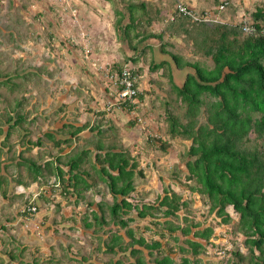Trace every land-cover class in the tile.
Here are the masks:
<instances>
[{"label": "trees", "instance_id": "trees-1", "mask_svg": "<svg viewBox=\"0 0 264 264\" xmlns=\"http://www.w3.org/2000/svg\"><path fill=\"white\" fill-rule=\"evenodd\" d=\"M108 1L116 40L122 42L118 48L127 46L131 53L120 49L125 53V59L120 63L114 61L110 65L108 76H111V80L106 85L110 89L111 84H116L118 90L123 91L124 84L119 82V77L126 70L135 90L130 97L128 94H116L115 105L119 103L127 110H135L137 103L144 97V86L139 75L142 66L136 65L139 60L143 61L150 54L147 63L153 72L162 70L163 73V67L167 66V72L162 75L169 76L175 100L179 99L186 106L184 122L176 115L167 116L170 135L179 134L190 140L187 149L189 158L185 160V178L188 180L185 184L190 181L196 183L197 186L191 185L188 189L191 193L197 191L204 195L208 211L219 216L223 223L232 220L226 208L232 209L236 215L232 232L242 236L243 247L247 250L243 254L237 247L232 248L229 251L230 259L221 261L220 264H264V34L259 31L247 34L242 30L240 22L196 23L183 15L170 20L168 16L175 11L178 3L189 6L181 0ZM204 11L205 8L200 13ZM212 12L222 17L218 9L214 8ZM78 15L80 16L79 13ZM245 18L259 28L264 25V10L257 8ZM83 20L80 17L79 21ZM179 36L188 38L187 49L190 53L187 54L192 55V59L174 50L173 47H178L180 42L173 43L170 38ZM169 47L171 50H168ZM156 51L167 52L172 62L169 63L170 58L157 60ZM202 55L211 56L212 66L205 64ZM1 62L0 57V86H5L13 93L19 82H25L28 75H19L15 70L11 73L6 63L3 65ZM173 67L174 70L178 68V71L184 72V79L179 85L173 81ZM16 96L12 103L4 101L0 108V196L7 200L6 206H12L20 200L25 206L17 209L18 214H29L30 205H35L36 214L40 209L38 197L49 201L50 191L58 189L55 187H59L62 195H76L74 205L85 201L84 192L91 183L87 181L83 168L86 162L84 156L92 151V147L76 149L72 143L83 132L84 127L89 125L84 123L73 127L69 122H63L61 126L53 128L49 126V114L45 113L40 120L46 121L45 127L48 128L43 129L36 116L37 104L29 107L24 97ZM203 106L206 119L199 121L198 114ZM67 127L74 129L68 131L69 136L62 137L63 129ZM89 129L95 130L93 126ZM96 132L102 131L97 129ZM250 132L259 138L258 146L250 143ZM102 144L101 140L96 141L93 161L101 163L97 169L102 172L100 178L107 184L112 203L106 205V213L101 201L95 203L96 207L91 206V201H86L89 210L83 212L81 217L83 227L91 228L90 234L94 236L89 235L94 240L92 251L97 253L98 259L93 261L92 252L81 254L78 258L79 249L68 240L49 248L50 256L45 259L46 264H216L205 261L200 256L206 250L205 243L210 242L214 230L212 227L200 229L197 221L185 222L187 217L183 218L184 226L174 224L169 219L162 222L154 214L159 210L164 217L177 216V211L187 206L188 200L182 199L174 191L168 193L166 189L155 204L138 205L128 201L126 196L134 191L136 163L130 162V157L124 150H103ZM165 144L162 141L161 147ZM64 146L75 150L73 153L63 152ZM34 148L39 151L33 155L31 150ZM48 150H54V156L40 162L38 155L48 153ZM88 160L90 161V156ZM91 166H94L93 163ZM52 177L57 182L53 183ZM32 183L37 187L41 186L39 192L29 191L26 194L25 188L28 189ZM18 186L24 190L17 192ZM55 202L52 203L53 208L60 205L59 201ZM131 209L136 210L140 219L147 218L158 227L153 240L146 241L145 234L141 232H137L138 236L135 235L139 227L129 225L133 217L124 218ZM46 210L49 214V205ZM3 214L5 213L0 215V229L7 231L0 233V264H11L23 254L25 247L8 233L12 225L7 224L14 221L15 215L4 223ZM71 219L76 222L72 216ZM56 221V225H59L61 219H51L53 224ZM45 227L56 233L59 231L57 226L52 228L47 224ZM68 227L69 230L73 229V225ZM164 229L168 233L179 230L180 235H183L184 244L177 245L181 253L178 261L171 257L174 247H165L163 243L166 236ZM66 236L70 238L68 234ZM57 249L60 250L58 257L55 254ZM142 249H146L147 259ZM2 253L7 255V261L3 259ZM43 262L42 258L34 257L30 263L23 259L16 263Z\"/></svg>", "mask_w": 264, "mask_h": 264}, {"label": "rangeland", "instance_id": "rangeland-1", "mask_svg": "<svg viewBox=\"0 0 264 264\" xmlns=\"http://www.w3.org/2000/svg\"><path fill=\"white\" fill-rule=\"evenodd\" d=\"M93 1L96 0H0L1 63L3 65L6 63L11 69V73L15 70L19 75H28L25 82L20 81V77L18 78L19 86L13 93L4 88L5 86H0V108L4 101L12 103L16 95V97L21 95L25 101L27 100L26 105L29 104V107L37 104L38 111L35 112L41 128L44 127L43 129L48 128L45 127L47 122L40 120L45 113L49 114L47 116L51 120L49 126L53 128L61 126L63 122H69V125L72 124L73 127L87 123L89 126L84 127L83 132L74 139L72 145L76 149L92 147V151L90 150L91 152L84 156L86 162L83 164V168L87 181L91 183L89 189L84 192L85 201L74 205L73 200L76 195H62L58 190L59 187H55L58 189L50 191L49 201L38 197L40 209L35 215L29 216L28 214H18L17 209L25 206L20 200L7 207L5 199L0 196V215L5 213L2 215L3 222L6 223L7 219L15 215L14 221L7 224L12 225L8 229V233L13 239L22 242L25 247L23 254H20L19 258L13 260L15 262L11 264H17L19 259L30 263L34 257L42 258L43 264H46L45 259L50 256L49 248L58 242L65 243L68 240L71 244L74 243L76 249H79L78 258L81 254L92 252L93 261H97V253L92 251L94 240H91L90 236H94L90 234L91 228L83 227L81 221L82 213L89 210L86 201H91L92 207H96L95 203L101 201L106 213L108 212L106 205L112 203L107 184L100 178L102 172L97 169L101 163L97 160L93 161L97 140L102 141L103 150L108 148L124 150L130 157V162L136 163L133 177L134 191L126 196L128 201L138 205L155 204L166 189L168 193L174 191L182 199L188 200L187 206L177 211V216L172 217H164L161 212L159 213V210L155 211L156 218L162 222L164 219H169L174 224L179 223L180 226H184L185 222L197 221L200 223L198 227L200 229L208 226L214 229L210 242L203 241L206 250L200 256L205 261L216 264L227 261L230 259L229 251L235 247L239 252L246 254L247 250L243 247L242 236L232 232L236 217L232 209L226 208L232 216V220L223 223L219 216L208 211V203L204 195L197 191L191 193L188 189L191 185L197 186L196 183L190 181V184H185L188 181L185 178L187 174L185 160L189 158L187 149L190 140L179 134L170 135L167 116L169 114L176 115L180 121L184 122L186 106L179 99L175 100V91L172 89L169 76L162 75L167 72V66L163 67V73L162 70L153 72L148 67L147 61L150 54H147L143 61L139 60L136 64L142 66L139 75L144 86L142 89L144 97L137 103L135 110H127L119 103L115 105L114 96L119 95L120 91L116 84H111L110 89L106 85L107 81L111 80L108 76L110 75L109 68L114 61L118 63L124 61L125 53L121 50L131 52L127 46H123L122 49L120 47L121 50L118 48L122 42L116 40L114 27L104 16L109 12L108 3L110 2L99 0L101 4L99 6L98 1L95 3ZM181 1H185L189 5L188 7L197 13L203 10L204 4L209 5L205 11L210 12L214 11V8L217 9L218 5L223 4L224 8L219 11V15L222 17H218V19L220 22L226 21L225 23L231 24L238 22L237 18L240 13H245V16L248 17L257 8L264 10V0H217V2H213V0H209L210 2L203 0L204 2H202L201 0L202 7L198 5V0ZM86 5H91L97 14L94 10L91 13H85L86 16L88 15L89 22H85L84 18L83 22L87 23L84 24L79 19L83 15L81 9H84ZM212 13L217 15L215 12ZM170 41L180 42L178 47H173L174 50H178L184 53L187 58L192 59V55L187 54L189 52L187 49L188 38L179 36L170 38ZM97 44H100V47ZM169 49L171 50L170 47ZM202 57H204L202 59L207 66H212L213 59L210 55L207 57L202 55ZM198 58L201 59V57ZM177 70L180 69L177 68ZM174 78L173 81L176 84H181L184 72L178 71ZM113 104L114 106H112ZM32 114L33 112L30 115ZM198 119L199 121L206 119L204 106L201 107ZM91 126L95 130H88ZM73 129L70 127L63 129L64 136L62 137L69 136L68 131ZM97 129L102 132H96ZM249 138L250 143H254V145L260 142L253 132H250ZM162 141L166 142L163 148L161 147ZM71 149L64 146L63 152L73 153L72 151L75 149ZM37 151L39 150L34 148L31 153L34 155ZM53 152L54 150H48V153H40L38 160L42 162L44 159L54 156ZM89 156L90 161L88 160ZM91 163H93V167ZM51 180L53 183L57 182L53 177ZM39 187L41 186L37 187L32 183L28 189L24 190L18 186L16 191L38 193ZM55 201H59L60 205H55L53 208L52 203ZM55 204L58 203L55 202ZM48 205L51 209L49 214L46 213ZM72 209L75 210L72 211ZM71 216L76 222L72 221ZM87 217L90 218V216ZM127 217H133V220L129 221V225L139 227V230H136V236L139 235L137 232H141L145 234V239L148 242L155 238L154 234L158 227L149 222L147 218L140 219L134 209L124 215V218ZM185 217L187 218L184 222L183 218ZM52 218L61 219L60 224L56 225L57 221L55 224L51 223ZM42 223H44L43 226L40 225ZM47 224L52 228L57 226L59 231L56 233L53 229L46 228ZM69 225H73L72 230H69ZM6 231L7 229H0L1 234ZM164 232L166 236L163 238V243H165V247H174L171 257L178 261L181 253L178 251L177 245L184 244L183 235H180L179 230L168 233L164 229ZM224 246L228 247L225 254H217V251ZM136 247L140 246L136 245ZM142 250L145 259H147L146 249ZM58 253H60L59 249L55 251L56 257H58ZM2 257L7 261L5 253H2ZM99 263L102 262L99 260Z\"/></svg>", "mask_w": 264, "mask_h": 264}, {"label": "built area", "instance_id": "built-area-1", "mask_svg": "<svg viewBox=\"0 0 264 264\" xmlns=\"http://www.w3.org/2000/svg\"><path fill=\"white\" fill-rule=\"evenodd\" d=\"M223 8H224L223 4L219 5L218 11L222 10ZM174 10L175 11L172 12L171 14H169V16H168V18L170 20L174 19L175 17H177L179 15H183V16H186V17L190 18L191 20L195 21L196 23L197 22H207V21L217 22V23L220 22L218 19V16L214 15L212 12L204 11L202 13H197L192 8L186 6L182 3H178L175 6ZM239 22L242 25V30L247 34L252 33V32H257V31H259L260 34H264V25L259 27V28H256L253 23H251V22L249 23L248 21H246V18L243 15H241ZM126 72L127 71L124 70L122 75H120V77H119V82L124 84V90L120 92L119 96H123V95L128 94L130 97L133 93H135V90L132 87V82H131L129 75ZM110 78H111V76H110ZM28 212H29V214H28L29 216H31L32 214H35V212H36L35 205L28 206ZM225 250H226V247H223V248L221 247V249H219L217 252H218V254L223 255V254H225Z\"/></svg>", "mask_w": 264, "mask_h": 264}, {"label": "crops", "instance_id": "crops-1", "mask_svg": "<svg viewBox=\"0 0 264 264\" xmlns=\"http://www.w3.org/2000/svg\"><path fill=\"white\" fill-rule=\"evenodd\" d=\"M86 1H91V0H86ZM96 1H98V5L100 4L99 3V0H96ZM96 1H93L94 3L96 2ZM108 1V0H107ZM202 2H204L203 0H202ZM207 2H210L209 0L207 1ZM110 3H108V5H109ZM101 5V4H100ZM99 5V6H100ZM117 5H120V3H117ZM198 5H200V7H202V5L203 4H201V0H198ZM205 6L203 7V8H206L207 6H209L208 4H204ZM221 5V4H220ZM79 7H80V5H78ZM77 6V7H78ZM219 6V5H218ZM76 7V8H77ZM95 7V6H94ZM199 8V7H198ZM207 9V8H206ZM84 10H85V12H84ZM92 10H94V12H95V9L93 8V7H91V5H86V7L84 8V9H81V12H83L82 14V17H83V19L85 18V22H89V18H88V15L86 16L85 15V13L87 14V13H91L92 12ZM89 11V12H88ZM93 12V13H94ZM96 13V12H95ZM101 13V12H100ZM97 14V13H96ZM244 13H240L239 15H238V18H237V21H239L240 20V18H241V15H243ZM104 16L110 21V23H111V26H112V14H111V11H110V5H109V12L108 13H106V14H104ZM93 20V19H92ZM236 20V19H235ZM225 21V20H224ZM87 24V23H86ZM96 41H97V39H96ZM99 47H100V44H97ZM168 50H170V49H168ZM155 56H156V59L157 60H161V59H166L167 58V60H169V58H170V56H168V53L167 52H164V53H161V52H155ZM172 59L170 58V60H169V63H171L172 61H171ZM173 71H176L175 73L173 72V74L174 75H176L177 74V72H178V70H174V68H173ZM183 75V74H182ZM174 80H175V78H174ZM17 188V187H16ZM18 192V191H17ZM29 191H26V194L28 193ZM5 202H7V200H5Z\"/></svg>", "mask_w": 264, "mask_h": 264}, {"label": "clouds", "instance_id": "clouds-1", "mask_svg": "<svg viewBox=\"0 0 264 264\" xmlns=\"http://www.w3.org/2000/svg\"><path fill=\"white\" fill-rule=\"evenodd\" d=\"M217 9H218V8H217ZM243 16H245V14H243ZM238 22H239V21H238ZM224 247H225V246H224ZM227 249H228V247L226 246V250H227ZM226 250H225V251H226ZM217 254H218V252H217Z\"/></svg>", "mask_w": 264, "mask_h": 264}]
</instances>
